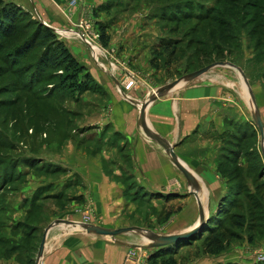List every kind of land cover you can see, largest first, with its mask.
<instances>
[{"label":"rangeland","instance_id":"1","mask_svg":"<svg viewBox=\"0 0 264 264\" xmlns=\"http://www.w3.org/2000/svg\"><path fill=\"white\" fill-rule=\"evenodd\" d=\"M188 2L192 9L183 18L171 19ZM62 13L66 27H51L58 30L55 33L62 45L75 53L72 56L84 70L80 76L86 74L89 78L85 91H72L62 80L66 73L44 65L43 47L26 48L33 27L25 29L23 23H18L14 35L0 36V264H36L42 234L56 221L81 225L88 219L90 224L97 223L92 201L80 195L77 187L69 189L78 180L62 167L69 145L84 143L82 127L86 114L106 99L95 78L102 77L97 59L85 49L82 40L77 41L85 48L60 36L72 38L73 24L80 21L88 39L97 36L101 49L98 58L110 68L107 72L126 93L138 86V76L129 62L131 57L121 56L125 46L117 51L121 37L129 38L126 47L131 50L143 44L149 46L147 54L153 71L145 78L147 84L137 88L139 95L216 62L239 67L253 92L254 105L234 68L214 67L193 82L214 83L231 97L230 101L242 106L245 103L252 113L257 110L264 125V0H108L100 7L88 0H67ZM166 15L169 19L164 18ZM28 18L40 21L33 13ZM102 27L110 42L107 47L101 44ZM139 34L148 38L141 40ZM168 38L177 43L173 48L167 45L165 51L160 40ZM128 51L126 56L131 52ZM235 143L234 152L229 155L232 161L224 160L232 148L225 144L216 161L222 165L217 170L222 177L221 186L230 192L217 206L211 199L207 203L210 212L215 210L209 215L213 229L226 238L224 251L215 256L204 252L207 229L188 245L157 249L151 248L150 242L138 233L109 237L136 246H127L124 264L130 249L142 264H264L258 261L264 258V143L261 145L255 126L251 139L248 136L245 142L237 139ZM67 179L74 184L64 187L62 194L53 195L57 191L54 184L65 186ZM229 195L235 200L231 207ZM199 202L204 208V188ZM134 204L131 211L122 214L120 228L148 229L157 235L184 231L180 229L185 225L177 215L184 204L159 199H140ZM197 220L198 214L191 228ZM75 230L64 233L56 226L49 232L81 233ZM156 255L159 258L155 260L152 256Z\"/></svg>","mask_w":264,"mask_h":264},{"label":"crops","instance_id":"2","mask_svg":"<svg viewBox=\"0 0 264 264\" xmlns=\"http://www.w3.org/2000/svg\"><path fill=\"white\" fill-rule=\"evenodd\" d=\"M2 1L33 13L49 27L67 25L62 13L67 7V0ZM107 1L88 0L97 7ZM142 35L139 34V37L144 40L147 36ZM60 36L73 45L85 48L77 40ZM128 39L120 38L117 51L120 46H125L121 56L124 55L126 59L131 57L129 62L138 76V86L129 93L122 88L120 90L116 78L113 79L107 72L111 71L110 68L108 70L107 65L100 58L97 59L102 77L95 78L106 99L86 114L82 127L84 143L80 146L70 144L66 149L67 159L62 160V167L78 180V184L69 179L64 182L65 186L56 183L54 187L57 191L53 195L62 194L67 186L74 184L69 189L77 187L79 194L82 193L95 206L97 223L93 225L110 230L120 229L122 214L131 211L134 203L140 199L150 202L155 199L166 202L173 200L184 204L177 215L182 219L181 224L185 225L180 230L187 231L196 214L199 216V203L164 148L148 138L139 123L140 105L157 88L152 87L143 95L137 94V88L147 84L145 78L153 69L147 54L149 46L143 44L131 50L126 47ZM127 50L131 51H128V56ZM230 98L214 83L192 81L150 102L145 109L147 130L171 146L178 160L195 176L200 188L196 198H200L202 188L206 190V208L210 199L217 206L230 192L222 188V177L217 171L222 166L216 163L221 147L224 144L232 147L227 150L230 153L224 155L225 161H232L229 155L234 152L236 140L245 142L248 136L251 139L253 133L252 111L246 108L245 103V107L237 105ZM205 207L203 212L207 218L215 213V210L210 212ZM57 228L64 233L75 230L73 226L58 225ZM49 231L40 264H124L125 249L129 248L126 243L80 230H75L80 234L65 235L51 234Z\"/></svg>","mask_w":264,"mask_h":264},{"label":"trees","instance_id":"3","mask_svg":"<svg viewBox=\"0 0 264 264\" xmlns=\"http://www.w3.org/2000/svg\"><path fill=\"white\" fill-rule=\"evenodd\" d=\"M179 8L181 9V11H179L180 14H175V15L173 14L171 19H175L177 17L183 18V16L187 14L189 10L192 9V4L190 5V3L188 2L187 4H184L180 6ZM177 15H180V16H177ZM196 15H198L197 17L201 16L199 14H196ZM28 17H29V13L24 11L19 6L12 4V3H6L0 0V36L10 37L14 35L15 31L17 30L16 27H18L17 26L18 23H23L25 25V29L30 28L32 30V27H33L32 34L28 41L30 44L28 43L26 48H33V47H38V46H40V48L43 47V54L46 53L45 54L46 59L44 60L45 66H48V68H50L53 71L62 70L63 71L62 73H66V76H64L62 80H64L65 83H68L69 85L68 88H70L72 91L73 90L78 91L77 90L78 88L79 90L81 89L82 91L87 90V87L90 85L88 82L89 78L86 76V74L83 77L80 76L81 73H83L84 71L82 66L78 64L74 56H72V54L68 51V49L64 47L62 43L58 40V37L55 31L43 25L40 21L35 20L34 22L32 19L30 20ZM164 18L169 19L168 16ZM207 18L208 17L203 18V20H207ZM103 28L104 27H102L99 31L100 40H101L102 46L107 47L108 46V36ZM160 41H161L160 46H162L165 51L167 49V45L169 48H173L177 43L176 42L177 40L173 38H168L165 40L162 39ZM163 43L164 45L166 44V46H163L162 45ZM40 71H43V70H40ZM65 83H64V86H65ZM262 165H263V161L261 165L259 166L260 169L263 168ZM9 179H10V176H9ZM234 195H236V193ZM230 197L227 198V201H228V205L231 207V205L233 204V201L235 200L233 196H230ZM205 229H207L208 236L205 238V241H204V249H205L204 252L212 256L222 253L225 249V245H226L225 239L226 238L222 234L215 232V229H213L212 224H211V217H209L208 220L206 221L202 231ZM202 231L198 232L197 234H195L193 237L189 238L188 240L180 242L175 245L176 246L188 245L191 241L196 240L197 238H200L202 235L201 234ZM152 257L155 260L159 258V256L157 255L152 256ZM169 264H173V262L169 261Z\"/></svg>","mask_w":264,"mask_h":264},{"label":"water","instance_id":"4","mask_svg":"<svg viewBox=\"0 0 264 264\" xmlns=\"http://www.w3.org/2000/svg\"><path fill=\"white\" fill-rule=\"evenodd\" d=\"M47 27L56 31L54 28H51L49 26H47ZM217 66L231 67V68H234L239 73L241 79L243 80V82L247 88L249 98H250L252 104L254 105L255 101H254L253 92L249 88L248 81L246 79L244 72L239 67H236L231 63L216 62L214 64H211V65H208V66L203 67L201 69H198L194 72L188 73V74L184 75L183 77L177 79L176 81H174L168 85H165L164 87H160L159 89H157L155 91V93L145 103L141 104L139 107V123H140L144 133L146 134V136L148 138H150L151 140L158 143L161 147L164 148L165 152L169 155V157H170L173 165L175 166V168L185 178L187 184L190 187L191 193L195 197H197V193L200 191L199 184L196 181L195 176L178 160V158L175 155L171 146H169L164 140L160 139L158 136H156L155 134H153L147 130V128L145 126V109L150 102H152L158 98L164 97L168 92H170L172 89L176 88L179 85L189 83V82H192V81L198 79L199 77L208 73L212 68L217 67ZM119 89H120V87H119ZM121 95H123V93H121ZM252 121L254 123V126L257 128V130L259 132L261 145H262L264 143V125L261 121L260 114L257 112V110H255L252 113ZM207 220H208V218L205 216L203 209H202L201 205L199 204V216H198L197 224L193 228H190L187 231H184L182 233L172 234V235H157L150 230L136 228V227H127V228L110 230V229L102 228V227H99V226H96L93 224H90V225H82L81 224L80 225V224L72 223V222L56 221V222L50 224L48 226V228H46L42 234V240H41L40 246L38 248V252H37L36 263L38 261H40V258L43 255L46 236H47L48 231L50 229H52L53 227L58 226L61 223H64V224L69 225V226H74V227L79 225L82 227L83 232H85L87 234H94L97 236L110 237V238H115L119 235L127 234V233H138L141 237L145 238L146 240H148L150 242L151 248L157 249V248L167 247L170 245H175V244H178L180 242L188 240L189 238L193 237L198 232L202 231ZM116 243L119 244L118 242H116ZM129 246H130V248L136 247V246H132V245H129Z\"/></svg>","mask_w":264,"mask_h":264},{"label":"built area","instance_id":"5","mask_svg":"<svg viewBox=\"0 0 264 264\" xmlns=\"http://www.w3.org/2000/svg\"><path fill=\"white\" fill-rule=\"evenodd\" d=\"M78 24H73V31L70 32L72 38L74 40H82L87 48L88 51L91 52L94 59H98V56L101 52L100 46L97 44L98 39L96 35H93V39H88L85 33L82 31V23L79 21ZM79 29V30H78ZM121 90V87H120ZM82 225H90L89 220L85 219L84 222H82ZM131 251H134L133 249H130V252H128L126 264H142L139 262V260L135 257V254ZM259 262H263L264 258L260 257L258 259Z\"/></svg>","mask_w":264,"mask_h":264},{"label":"bare ground","instance_id":"6","mask_svg":"<svg viewBox=\"0 0 264 264\" xmlns=\"http://www.w3.org/2000/svg\"><path fill=\"white\" fill-rule=\"evenodd\" d=\"M244 86H245V84H244ZM245 88H246V86H245ZM246 90H247V88H246ZM203 195H204V194H203ZM199 197H200V196H199ZM195 198H196V197H195ZM202 198H203V197H202ZM196 200H197V202L201 205V203L199 202V201H200V198H196ZM201 207H202V205H201ZM202 209H203V208H202ZM59 225L69 226V225H66V224H64V223H61V224H59ZM73 227H74V226H73ZM76 228L79 229L80 231H83L82 227L79 226V225H77ZM107 238H109V237H107ZM36 264H40V261H38Z\"/></svg>","mask_w":264,"mask_h":264},{"label":"flooded vegetation","instance_id":"7","mask_svg":"<svg viewBox=\"0 0 264 264\" xmlns=\"http://www.w3.org/2000/svg\"><path fill=\"white\" fill-rule=\"evenodd\" d=\"M261 118V117H260ZM253 122V121H252ZM253 125H254V123H253ZM253 134V133H252Z\"/></svg>","mask_w":264,"mask_h":264}]
</instances>
